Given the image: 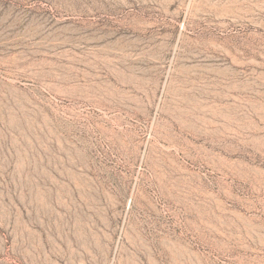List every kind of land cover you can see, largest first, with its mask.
<instances>
[{"label":"rangeland","instance_id":"obj_1","mask_svg":"<svg viewBox=\"0 0 264 264\" xmlns=\"http://www.w3.org/2000/svg\"><path fill=\"white\" fill-rule=\"evenodd\" d=\"M238 17L264 0H0V264H264V65L208 45Z\"/></svg>","mask_w":264,"mask_h":264},{"label":"bare ground","instance_id":"obj_2","mask_svg":"<svg viewBox=\"0 0 264 264\" xmlns=\"http://www.w3.org/2000/svg\"><path fill=\"white\" fill-rule=\"evenodd\" d=\"M127 6L130 7L129 5ZM127 6L122 5V7H127ZM122 7L116 6L113 8V7H108L106 5H94L91 7L72 6L67 10V15L71 17L73 21H76L78 22V24H80L81 21H87L90 18L93 19V17L99 14L105 16H114L118 13L129 14L126 13L124 8ZM233 10L241 15L249 14V12L247 10H244L241 7V5L235 4ZM227 16L228 15H226V17ZM238 18L239 19L236 21V23H220L215 25L213 29L214 34L210 37L208 45H210V47L216 50L222 51L223 54L229 59L231 64L236 63L237 60L241 58H250L251 61H254L256 63L257 61H259L257 63L258 65L259 63L264 65V28L260 24L254 22L249 18H244V19L240 17ZM78 19H80V21H78ZM65 20H61L60 22H66ZM45 39H49V38H45ZM72 41L73 38H52L51 41L49 42V46H53V47L61 46L62 48H66V49L68 48L69 51L70 50L73 51L74 49L71 47L73 45ZM39 42H41V39ZM93 42H100V40L94 39ZM111 50L104 48L102 51H104V54L107 55V57H109L111 56V52H112ZM4 88L6 89L5 86ZM13 91H15L14 88L12 92ZM19 92L21 91H18V93Z\"/></svg>","mask_w":264,"mask_h":264}]
</instances>
